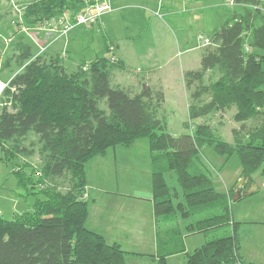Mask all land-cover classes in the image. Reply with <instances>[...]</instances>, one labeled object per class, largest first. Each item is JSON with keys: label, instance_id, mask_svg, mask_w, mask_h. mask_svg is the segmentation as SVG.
<instances>
[{"label": "trees", "instance_id": "1", "mask_svg": "<svg viewBox=\"0 0 264 264\" xmlns=\"http://www.w3.org/2000/svg\"><path fill=\"white\" fill-rule=\"evenodd\" d=\"M232 1L222 24L200 34L210 43L203 45L199 35L192 43L202 49L200 68L184 72L189 121L183 126L189 129L199 118L203 122L174 135L160 114L161 87L143 84L131 93L113 85V72L122 64L108 39L91 61H69L73 37L65 49H54L52 43L40 52L21 29L66 11L73 17L86 7L85 0H17L22 8L13 18L19 29L12 42L19 70L0 96V162L15 161L19 186L39 188L42 198L11 220L0 213V264H127L118 243L86 226V164L140 138L149 140L152 154L158 222L152 257L158 264L181 253L187 254L185 264H255L240 252L241 223L232 212L236 184L219 191L201 157L206 146L226 160L237 155L242 177L250 180L264 163V0ZM11 64L7 59L3 66ZM234 107L233 119L240 125L228 142L215 133L209 118ZM31 134L37 141L27 144ZM36 147V167L19 161L34 155ZM168 173L176 185L169 183ZM179 218L189 220L187 233L203 234L206 242L186 252Z\"/></svg>", "mask_w": 264, "mask_h": 264}, {"label": "rangeland", "instance_id": "2", "mask_svg": "<svg viewBox=\"0 0 264 264\" xmlns=\"http://www.w3.org/2000/svg\"><path fill=\"white\" fill-rule=\"evenodd\" d=\"M230 1L160 0L159 2V0H123L121 5L119 2L116 5L113 4V9L111 8L103 17V25L101 23L96 25H100V28L104 27L108 34L117 36V38H124L125 40L126 37H137L134 41V47L136 46L141 50H148L150 46L160 44L156 48L159 57L161 59L171 58L175 65L180 66L182 60L187 57H195L198 53L201 54L202 49L184 53L185 47L175 45L173 35H176L179 39L180 35H200L214 30L226 18L228 10L232 6ZM162 4L172 5L174 10L178 11V14L170 17L156 15L152 10L160 8ZM21 8V3L17 0H3V8L0 11V84L1 82L6 83L13 73L19 70L13 59L15 48L12 41L14 39L13 33L19 29L13 18L17 15L20 16ZM148 24L150 26L148 33H146L147 31L143 33ZM151 30H154L155 37L152 36ZM27 34L36 43L40 52H42L41 47L45 49L48 39L52 37L33 28L28 29ZM141 34L142 36L138 38ZM33 37L37 38V42ZM9 39L11 40L9 41ZM105 41L104 30L102 31L96 27L94 31H87L83 28L73 41L70 57L76 61H91L99 52L104 50ZM67 43L68 37L64 39L61 47L65 49ZM49 46L52 47V44ZM7 59H12V64L10 67L4 68L3 65ZM209 76L210 73L206 77L207 80H209ZM235 110L234 107L230 110L218 112L209 118L215 133L228 142L233 141L232 129L240 125L233 119ZM161 116L165 117L169 123L168 132L178 135L191 132L198 123L203 122L202 118L196 119L192 122L191 127L186 129L183 123L189 121V114L185 106L169 110ZM31 141H37L35 134L30 135L27 144ZM35 149L36 153L34 155L21 158L19 161L21 163L27 161V163L36 167L39 164V155L37 147ZM201 157L219 191L224 190L226 186H234L241 181L240 172L242 167L237 155H233L226 160L225 156L216 154L212 147L206 146L203 148ZM16 167L17 163L15 161L0 162V213L5 219L9 220L14 218L16 212L32 210L35 201L42 198L39 188L19 186L17 175L13 173ZM262 169H264V163L260 169L253 173V178L264 185V175L261 174L263 173ZM167 178L171 185H176L169 175ZM263 191L242 198L240 201H234L233 206L235 216L242 221L238 230L239 239L247 251L254 253L257 262L260 264H264V223L261 222L264 220ZM254 220L260 223H255ZM205 242L206 237L203 234L191 235L187 239V250L191 252ZM255 248L258 250L257 252L253 250Z\"/></svg>", "mask_w": 264, "mask_h": 264}, {"label": "crops", "instance_id": "3", "mask_svg": "<svg viewBox=\"0 0 264 264\" xmlns=\"http://www.w3.org/2000/svg\"><path fill=\"white\" fill-rule=\"evenodd\" d=\"M122 1L112 0L110 2L111 8L113 9V4L116 5L117 2L121 5ZM152 11L154 13L160 12L163 17L178 14L172 5L164 4ZM96 27L104 30L105 38L115 45L114 52L122 64L121 68L113 72L112 83L114 86L123 87L131 93L139 92L143 84L161 87L165 95L164 103L160 109L161 115L169 110L178 109L180 106H185L188 113L189 95L184 82V72L200 68L202 53H198L192 58L187 57L182 60L180 66H177L171 58L161 59L159 57L156 48L160 44L152 45L148 50H141L136 46L134 47V41L137 37H126L125 40L114 35L113 37L106 32L104 27V29L100 28V25L83 26L69 34L68 39L73 37L70 40V51L73 49V41L81 29L94 31ZM149 27L148 24L143 33ZM151 32L152 36L155 37L154 30ZM173 36L175 45L185 47L184 53L200 49V47L192 46L198 35L187 34L181 40L176 35ZM63 42V38L56 40L53 43L54 49L62 48ZM106 47L105 41L104 50ZM70 51L67 60L76 61L70 57ZM241 172L240 177L242 178ZM262 172L261 174L264 175V169ZM86 173L87 186L84 197L88 205L86 226L103 235L109 243H118L126 251L127 264H158L156 259L152 257L157 248L158 222L154 211L152 154L149 140L140 138L129 145H117L109 148L104 154L95 156L86 164ZM168 175L176 183L174 174L168 173L167 177ZM250 182L256 184L257 188L250 194L233 200V216L241 224L242 221L235 216L233 211L235 202L264 190V185L258 183L253 178V174ZM250 182H248L249 185ZM231 187L226 186L221 191L227 192ZM23 212H16L14 217ZM261 222L264 223V220ZM188 223L189 220L179 218V225L186 235V252H189L187 250L188 237L200 234L187 233L185 228ZM255 223L260 222L255 221ZM240 243V252L244 259L260 264L257 262L254 253L247 251L243 243L241 241ZM253 250L258 251L256 248ZM186 258V253L175 254L168 258V264H185Z\"/></svg>", "mask_w": 264, "mask_h": 264}, {"label": "built area", "instance_id": "4", "mask_svg": "<svg viewBox=\"0 0 264 264\" xmlns=\"http://www.w3.org/2000/svg\"><path fill=\"white\" fill-rule=\"evenodd\" d=\"M87 5L84 9L79 11L75 16H71L69 11L64 12L62 15L54 17L50 20L44 21L43 23L37 24L33 27V29L40 30L41 32L51 35L48 39V43L46 46L51 45L56 40L60 38L67 37V35L73 31L74 29L82 26H90L96 24L104 23L103 17L111 10L110 0H85ZM230 4L233 5V1H230ZM156 15L162 17L160 12H156ZM29 27L25 25L21 26V29L28 33ZM37 42V38L33 37ZM11 39H9L10 41ZM199 40L203 45L209 44V38L199 35ZM45 46V48H46ZM42 51L44 47H41ZM114 47L111 46L110 51L112 52ZM8 85V82H1L0 84V93L4 90V88Z\"/></svg>", "mask_w": 264, "mask_h": 264}, {"label": "water", "instance_id": "5", "mask_svg": "<svg viewBox=\"0 0 264 264\" xmlns=\"http://www.w3.org/2000/svg\"><path fill=\"white\" fill-rule=\"evenodd\" d=\"M249 181L250 177H242L241 181L235 185L236 196L234 197V200L250 194L254 189L257 188L256 184L250 182L249 187H247L244 191H240L241 188L246 185Z\"/></svg>", "mask_w": 264, "mask_h": 264}]
</instances>
